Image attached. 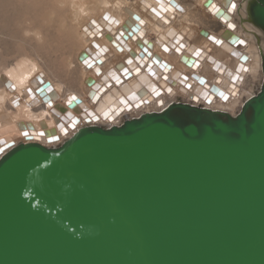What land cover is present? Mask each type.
I'll use <instances>...</instances> for the list:
<instances>
[{
    "label": "water",
    "instance_id": "water-1",
    "mask_svg": "<svg viewBox=\"0 0 264 264\" xmlns=\"http://www.w3.org/2000/svg\"><path fill=\"white\" fill-rule=\"evenodd\" d=\"M0 264H264V80L235 116L178 102L13 147Z\"/></svg>",
    "mask_w": 264,
    "mask_h": 264
},
{
    "label": "bare ground",
    "instance_id": "bare-ground-1",
    "mask_svg": "<svg viewBox=\"0 0 264 264\" xmlns=\"http://www.w3.org/2000/svg\"><path fill=\"white\" fill-rule=\"evenodd\" d=\"M174 2L184 10L161 12L157 0H0V158L178 102L240 112L264 80L259 0Z\"/></svg>",
    "mask_w": 264,
    "mask_h": 264
},
{
    "label": "snow or ice",
    "instance_id": "snow-or-ice-1",
    "mask_svg": "<svg viewBox=\"0 0 264 264\" xmlns=\"http://www.w3.org/2000/svg\"><path fill=\"white\" fill-rule=\"evenodd\" d=\"M157 3L160 4V10H161V12H166V11H168L169 9H177V10H179V11H181V12L184 10L179 4H176V3L174 2V0H168V3H167V4L164 3V0H157ZM236 7H237V6H236V4H234V3L230 5V9H231V10H235ZM210 8L213 9L214 12H215L216 14H219V13H220V9L217 8L214 4L210 5ZM153 12H154L157 16L160 15V12H156L155 9H153ZM130 15H131V14H130ZM104 19L111 21V18L108 17V16H105ZM132 19H133V20H136V19H138V17H134V16H133ZM167 22H168V21H165V23H167ZM140 23H143V21H140ZM93 24L95 25V22H93ZM228 27H229V28H232V27H234V26L229 22V23H228ZM132 31L135 32V31H137V29H136V28H133ZM121 35H123V33H121ZM209 39H213V40L215 41V38H214V37H209ZM215 42H216V43H222V41H215ZM145 43H146V42H145ZM165 51H167V49H165ZM85 63H87V61H85ZM128 63H131V60H129ZM88 66L91 67V64H89ZM241 70L246 71V69H241ZM117 79H118V78H117ZM7 87L11 88L12 85L9 84V85H7ZM153 91L155 92L156 95H159V92H156L155 89H153ZM169 91H170V90H169ZM30 94H31V92H30ZM75 99H76V98H75L74 96L71 97V98L69 99V103H72ZM14 103H15V102H14ZM17 106H18V105H17ZM61 130L63 131V128H62ZM25 135H27V133H25Z\"/></svg>",
    "mask_w": 264,
    "mask_h": 264
}]
</instances>
